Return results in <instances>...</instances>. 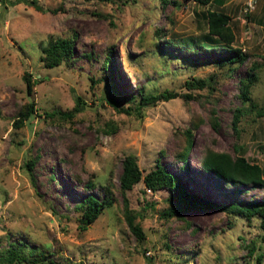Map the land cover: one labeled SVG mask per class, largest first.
Masks as SVG:
<instances>
[{"label":"rangeland","instance_id":"rangeland-1","mask_svg":"<svg viewBox=\"0 0 264 264\" xmlns=\"http://www.w3.org/2000/svg\"><path fill=\"white\" fill-rule=\"evenodd\" d=\"M33 1L0 0V249L20 237L62 264H257L258 254L264 264L258 218L215 209L167 217L166 190L152 192L140 181L121 193L119 185L122 162L134 155L143 175L157 161L177 174L189 192L210 201L264 199V187L225 183L200 168L209 148L243 155L264 170V115L258 114H264V25L257 21L264 19V0H256L247 12L248 0H223L221 6L191 0H177V5L160 0ZM209 9L230 16L231 45L247 55L229 73L214 61L230 53L205 39ZM73 35L72 56L44 67L40 56L49 39ZM189 38L207 47L187 44ZM109 48L113 94L121 103L125 100L119 96L140 90L190 97L159 100L144 107L141 117L117 112L106 100L113 96L103 70ZM26 73L35 81L29 94ZM252 74L255 108H245L235 131L234 111L248 105L238 95L239 80ZM209 77L213 88L188 89L185 84ZM77 98L80 111L70 117L58 113L72 111ZM28 102L34 104L33 117L15 127L18 111ZM110 122L114 132L106 127ZM188 129L192 143L184 167L178 154ZM30 159L31 170L26 165ZM105 186L111 205L80 230L76 206L88 194L102 198ZM125 206L144 239L128 227Z\"/></svg>","mask_w":264,"mask_h":264},{"label":"trees","instance_id":"trees-1","mask_svg":"<svg viewBox=\"0 0 264 264\" xmlns=\"http://www.w3.org/2000/svg\"><path fill=\"white\" fill-rule=\"evenodd\" d=\"M27 3L35 4L33 0H22ZM194 3L206 6L210 4H217L221 6L223 0H191ZM162 5L173 4L177 5V0H160ZM248 17V16H247ZM205 21L207 27V36L205 39L211 41L209 44H218L221 48L227 50L230 55L222 56L215 59V64L219 67L227 66L226 73L233 71L237 66L245 63L247 55L239 47H233L231 44L234 41V32L229 24L230 16L220 9H209L205 12ZM157 33H160L157 30ZM172 42V41H167ZM185 42L190 45L207 47L205 42L197 44L193 38L185 39ZM173 43V42H172ZM175 43V42H174ZM74 35L70 37H56L50 38L47 44L42 48V55L40 61L44 67L52 68L60 65L63 61L69 59L74 53ZM112 48H109L106 52V56L103 62V70L107 74V82L109 83V89L113 93H116L115 87L111 84L113 81L112 65L113 56ZM256 78L252 74L246 78L239 80V97L242 102L248 103L247 107H239L234 111L232 119V128L237 131L238 122L240 116L246 111L255 108V104L250 97V87L254 84ZM24 81L26 83L27 93H31L35 81L31 80L29 74L24 75ZM213 77L208 79L195 78L191 81H186L185 84L188 89H202L204 87L213 88ZM125 100L121 103L118 97L114 94L109 96L107 102L120 113L128 115L135 114L142 116V109L148 105H154L157 101H167L176 97H190V94H179L175 91L164 90L158 94L145 93L140 90L136 95L119 96ZM72 111L68 113L58 112L67 116H72L75 112L80 111L83 107L79 98ZM128 104L124 106V104ZM33 102L26 103L17 113V117L14 120V126L20 127L23 121L31 119L34 115ZM47 113L46 115H52ZM259 116L264 115L261 111L258 112ZM106 127L110 132H114L116 126L110 122L106 124ZM192 134L188 129L185 131V143L183 150L178 154L182 159L184 167L187 166V153L191 147ZM33 160L27 161L26 165L29 170L33 167ZM200 168L202 171L212 174L213 176L221 179L225 183L229 184H241V185H254L264 187V170L256 163L250 162L243 155L232 156L228 152L214 151L206 148L200 160ZM142 181L144 186L150 189L152 192L164 189L168 192L166 202L168 207L163 211V215L178 216L184 212L191 210H205L215 209L221 212L229 214L239 215L247 220L252 217L259 219V225L264 231V199L259 201H247L242 203H230L221 204L210 201L206 198L198 196L192 192H189L183 185L180 177L167 170L164 166L160 165L157 161L153 169L149 170L144 175L139 168L134 155H127L122 162V172L119 176V185L121 193L132 189V187L138 182ZM104 194L102 198H99L93 194H88L77 206L76 209L80 210L79 217V229L86 230L90 224H92L99 215L103 212L105 207L111 205L113 198L109 187L105 186ZM126 202V200H125ZM126 205V203H125ZM126 207V206H125ZM128 227L136 235L138 240L144 239L143 232L138 223L135 222V216L131 214L126 207L125 214ZM255 250V245L252 244L250 253ZM50 253H45L42 250H38L37 247L30 246L24 238H16L15 241L9 242L6 247L0 249V264H62L54 259H50ZM263 254H258L256 257L257 264H261ZM70 264V263H67ZM76 264H83L78 262Z\"/></svg>","mask_w":264,"mask_h":264},{"label":"built area","instance_id":"built-area-1","mask_svg":"<svg viewBox=\"0 0 264 264\" xmlns=\"http://www.w3.org/2000/svg\"><path fill=\"white\" fill-rule=\"evenodd\" d=\"M255 2L256 0H248L245 6V12L253 10Z\"/></svg>","mask_w":264,"mask_h":264},{"label":"crops","instance_id":"crops-1","mask_svg":"<svg viewBox=\"0 0 264 264\" xmlns=\"http://www.w3.org/2000/svg\"><path fill=\"white\" fill-rule=\"evenodd\" d=\"M257 21L261 22V24H263V25H264V19H263V20H261L260 18H258V19H257Z\"/></svg>","mask_w":264,"mask_h":264}]
</instances>
